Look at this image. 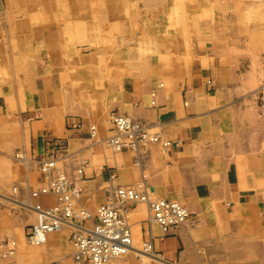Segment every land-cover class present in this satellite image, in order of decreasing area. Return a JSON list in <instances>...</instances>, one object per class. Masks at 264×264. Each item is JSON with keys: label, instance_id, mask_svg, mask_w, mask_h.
<instances>
[{"label": "crops", "instance_id": "1", "mask_svg": "<svg viewBox=\"0 0 264 264\" xmlns=\"http://www.w3.org/2000/svg\"><path fill=\"white\" fill-rule=\"evenodd\" d=\"M4 6L5 0H0V29ZM225 52L227 48L197 43L188 63L178 73L175 69L166 75L160 67L127 65L116 74L103 106L74 104V94L66 92V79L47 65L30 75L24 104L9 108L0 97V197L27 210L12 209L7 214L0 207L4 216L0 241H16L20 264L48 261L55 248L70 246L73 255L66 228L49 234L43 244L32 246L27 241L36 221L31 205L55 203L50 193L31 196L32 191L43 190L36 164L51 138L67 145L70 155L62 166L68 176L87 160L77 183L79 203L91 211L114 188L137 183L144 184L150 199L174 200L188 209L189 220L168 233L148 218L147 203L130 209L132 235L135 229L143 239L144 229L150 228L153 250L162 259L153 260L264 264V55L235 69L221 60ZM208 78L214 82L212 91L205 87ZM157 80L163 84L158 86ZM112 111L140 120L170 146L148 144L137 152L113 151L106 141L112 134L107 120ZM90 125L96 127L95 137ZM16 150L26 160L13 158ZM68 253L58 255L59 264H68ZM127 263L120 258L114 264ZM128 264L136 261L130 259Z\"/></svg>", "mask_w": 264, "mask_h": 264}, {"label": "rangeland", "instance_id": "2", "mask_svg": "<svg viewBox=\"0 0 264 264\" xmlns=\"http://www.w3.org/2000/svg\"><path fill=\"white\" fill-rule=\"evenodd\" d=\"M4 9L0 97L9 108L27 101L28 79L44 65L63 75L74 104L98 107L106 104L116 74L127 65L160 67L164 75L175 69L178 73L197 43L227 48L221 60L229 68H244L247 60L264 55V0H5ZM0 207L7 214L12 209L27 211L8 198L0 197ZM133 245L142 248L135 229ZM66 250L68 264H77L70 246L55 248L52 259L37 264H59L57 257ZM17 257L16 248L15 260L20 264ZM122 259L166 264L146 256L136 258L133 252ZM5 261L0 250V264Z\"/></svg>", "mask_w": 264, "mask_h": 264}, {"label": "built area", "instance_id": "3", "mask_svg": "<svg viewBox=\"0 0 264 264\" xmlns=\"http://www.w3.org/2000/svg\"><path fill=\"white\" fill-rule=\"evenodd\" d=\"M205 87L208 91L214 90L211 78L206 79ZM108 120L112 125V134L106 141L115 152H137L148 144H160L163 148L170 146V141L160 133L152 132L140 120L114 111L109 113ZM76 127L80 128L81 124ZM89 132L92 137L96 136L95 125L89 126ZM69 155L63 140L51 138L47 140L45 153L37 159L43 190H34L31 196L37 198L41 193H50L55 197V203L48 207L39 202L31 205L36 213V221L27 235L30 243L43 244L49 234L69 228L72 257L78 264H111L129 252H133L136 258L145 255L156 257L149 227L144 229L146 236L142 239V248L133 245L132 228L128 220L130 209L137 203H147L150 220L163 233L184 224L191 217L188 209L177 201L150 199L143 183L114 188L106 200L91 211L79 203L81 188L77 183L83 178L87 160H81L71 171V176H68L62 161ZM15 158L26 160L20 151L15 153ZM0 250L6 258L4 264H17L15 240H2Z\"/></svg>", "mask_w": 264, "mask_h": 264}, {"label": "bare ground", "instance_id": "4", "mask_svg": "<svg viewBox=\"0 0 264 264\" xmlns=\"http://www.w3.org/2000/svg\"><path fill=\"white\" fill-rule=\"evenodd\" d=\"M145 255V254H144ZM146 257H148L149 259H151V260H153V259H155L156 257L154 256H150V255H145Z\"/></svg>", "mask_w": 264, "mask_h": 264}]
</instances>
